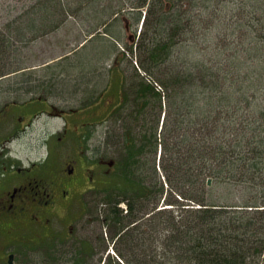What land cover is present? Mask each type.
I'll list each match as a JSON object with an SVG mask.
<instances>
[{
	"label": "trees",
	"instance_id": "1",
	"mask_svg": "<svg viewBox=\"0 0 264 264\" xmlns=\"http://www.w3.org/2000/svg\"><path fill=\"white\" fill-rule=\"evenodd\" d=\"M72 1L37 0L22 15L37 20L28 21L32 31H59L67 16H81L71 3L88 7L96 18L87 22L85 14L80 24L89 23L91 34L107 29L115 47L121 23L139 26L145 16L129 49L148 78L137 76L132 86L125 80L109 113L118 196L105 200L102 221L118 231L115 252L125 264H262L264 0ZM124 4L131 10L123 12ZM14 49L11 30L0 29V79L19 70L10 68ZM243 186L262 204L230 203L229 189ZM181 198L190 204L179 213ZM78 242L73 257L88 264L95 247ZM54 243L59 250L46 253L63 254Z\"/></svg>",
	"mask_w": 264,
	"mask_h": 264
},
{
	"label": "rangeland",
	"instance_id": "2",
	"mask_svg": "<svg viewBox=\"0 0 264 264\" xmlns=\"http://www.w3.org/2000/svg\"><path fill=\"white\" fill-rule=\"evenodd\" d=\"M36 2L37 0H0V29L6 30L9 28L11 30L12 43L15 46L10 68L13 71L19 69L16 73L0 79V109L2 110L8 104H22L24 101L39 96L53 103L64 104L67 112L73 109L82 110L87 108L89 115L92 113L94 115L92 117L88 116V119L83 123L81 121L84 120V115L67 116L66 121L70 125L69 133L61 144L56 146V149L59 155L82 158L84 164L86 161H102L105 164L104 167L107 164L113 165L116 158L112 153V149L108 147V132L113 123V119L109 118V113L120 100L121 88L125 80H127L129 86H132L134 82H138L137 76L148 78L145 72L139 69L138 55L129 49V47H134V36L136 34L137 38L140 36L142 23L139 26L132 25V27L125 25V22L121 23L122 43L119 47L116 45L117 52H113L111 47L113 44L109 43L110 39L108 37H99L98 42L88 43L86 50L81 51L80 49L83 48L80 46L81 41L90 37L85 34L90 33V24L84 23L85 33L80 34L79 37L82 38L77 41H73L76 39V30L70 29V26L73 25L72 22L67 23L63 26L64 29H59V31L53 29L44 32L32 31L30 29L32 26L28 21L33 16L22 14L30 5ZM70 2L73 1L70 0ZM71 4L74 8V14H79L80 17L89 14L91 18L87 19V22L95 20L96 16L90 14L91 11H87L88 7ZM130 10V6L124 4L123 12ZM68 17L74 20L75 18L77 20L81 19L76 16H67V19ZM117 17V15L114 16V18ZM103 19L105 18L103 17ZM118 20L123 22L122 17H119ZM106 21L111 24L113 17H106ZM20 30L26 32L25 40L29 41H24V43L20 41L18 32ZM97 30H100L97 32L98 34L108 33L107 29L104 28H98ZM107 36L110 35L107 34ZM63 40L66 41L62 45H58ZM76 48L80 51L69 57V53ZM56 87L59 90H56ZM24 88H28L29 91L23 93ZM65 90L72 91V93L67 94ZM118 92H120V95ZM108 102L109 105H106ZM51 118L37 119L36 122L34 121L35 126L33 128H29L25 133H20L18 137L14 136V142L12 141L10 145L19 162L23 161L24 164H28L32 161L40 162L46 158L48 152H50L47 146V137L51 133L49 130H58L66 122L62 119ZM86 123L89 124L86 125ZM76 132L79 135L74 134ZM87 135L90 137L88 138ZM79 136H82V139H79ZM159 156L160 151L157 156V168L161 177L162 172L159 166L161 158L159 159ZM113 172L102 174L103 171L98 170L93 174H87L88 179L83 192L80 196L77 195L75 202L63 209L60 219L53 220L52 229L46 231L44 237L32 236L33 241H35V243L32 241V244H35L34 255L43 256V261L45 260L46 264H56L51 263L52 260L56 259L60 260L59 264H66L67 259L69 264H77L75 260L77 258L73 257V251L77 244L80 246L78 241L88 240L93 243L96 254L94 257L86 258L88 264H106V262L110 264L111 261H113L111 264H115V261L125 264L114 249L117 240L113 239V236L118 231L112 227L109 229L108 225H105L102 221L106 207L105 200L108 197L118 196V193L113 189V181L111 182L110 179ZM93 179L96 180L93 182ZM161 179L164 181L165 177H161ZM106 190L111 192L108 193ZM229 192L232 198L229 202L237 204L240 208L244 206L243 204L248 198H250L248 204H262L260 195L256 196L257 192L251 193L247 186L231 188ZM225 193L226 190L222 195L224 196ZM166 194L170 199V192H166ZM179 200L184 205L180 207L181 209L175 206L180 213L189 208L187 205L190 202L182 198ZM161 203H164V201L162 200ZM120 206L123 208L125 204L122 203ZM62 229L64 236L62 238L56 237L55 233L60 232ZM70 231H72V235L65 236V233ZM54 242H61L59 246L61 244L60 250L63 254L55 256L56 254L46 253L49 249H53L52 251L59 250L58 246L56 248V246L48 245L51 243L55 245ZM37 243L48 246H38ZM262 264H264V255Z\"/></svg>",
	"mask_w": 264,
	"mask_h": 264
},
{
	"label": "flooded vegetation",
	"instance_id": "3",
	"mask_svg": "<svg viewBox=\"0 0 264 264\" xmlns=\"http://www.w3.org/2000/svg\"><path fill=\"white\" fill-rule=\"evenodd\" d=\"M28 91V88L22 90ZM64 106L39 96L22 104H8L0 110V264H46L43 256L34 255L32 236L44 237L52 229L53 220L60 219L63 209L83 192L87 174L98 170L108 174L113 167L110 164L104 167L102 161L84 164L77 156L59 155L56 146L67 137L70 126ZM89 114L88 110L79 109L73 110L69 117L84 115L83 123L94 115ZM49 117L66 121L62 128L49 130L50 152L40 162H19L10 145L14 136L33 128L37 119ZM62 231H57L56 237L62 238ZM66 235L71 236L72 231Z\"/></svg>",
	"mask_w": 264,
	"mask_h": 264
},
{
	"label": "crops",
	"instance_id": "4",
	"mask_svg": "<svg viewBox=\"0 0 264 264\" xmlns=\"http://www.w3.org/2000/svg\"><path fill=\"white\" fill-rule=\"evenodd\" d=\"M70 19H71L70 21L73 23V25L70 26V29L76 30V32H75V33H76V39H74L73 41H75V40L77 41L78 39H81V38H82V37H79V36H80V34H84V33H85V32H84V29H85V28H84V26H82V25L80 24V21H79V20H74L73 18H70ZM29 21H37V20H35V19H30ZM61 29H64V28H60V30H61ZM64 32H65V31H64ZM85 34H88V35H89L90 33H85ZM99 37H102V38H103L104 36L100 35V36H96V37H94L95 39H94V38L92 39L93 42H94V41H95V42H98L99 39H100ZM97 39H98V40H97ZM102 40H104V39H102ZM65 41H66V40H63V41L61 42V44H58V45H62ZM91 42H92V41H91ZM93 42H92V43H93ZM88 43H89V42H88V41L86 42V40L81 41L80 46L83 47V48H81L80 50H81V51H85V50H86V49H85V48H86V45H87ZM111 47H112V46H111ZM78 48H79V47H78ZM78 48L75 49V52H72V51H71L72 53H71V52L69 53V57L72 56V55H73L74 53H76V52L78 53V52L80 51ZM84 49H85V50H84ZM112 49H113V52H115V50H114V49H115V46H113ZM116 50H117V49H116ZM60 89H62V88L60 87ZM58 90H59V89H58ZM65 92H66L67 94L72 93V91H67V90H65ZM55 96L60 97L59 95H55Z\"/></svg>",
	"mask_w": 264,
	"mask_h": 264
},
{
	"label": "water",
	"instance_id": "5",
	"mask_svg": "<svg viewBox=\"0 0 264 264\" xmlns=\"http://www.w3.org/2000/svg\"><path fill=\"white\" fill-rule=\"evenodd\" d=\"M208 184H209V185H211V184H212V181H211V180H209Z\"/></svg>",
	"mask_w": 264,
	"mask_h": 264
}]
</instances>
